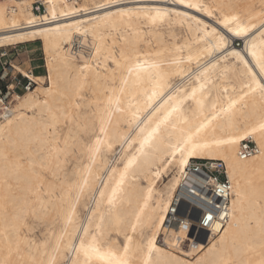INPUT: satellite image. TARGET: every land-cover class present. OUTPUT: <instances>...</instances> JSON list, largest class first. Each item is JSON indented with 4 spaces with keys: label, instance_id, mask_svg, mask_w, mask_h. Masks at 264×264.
I'll use <instances>...</instances> for the list:
<instances>
[{
    "label": "bare ground",
    "instance_id": "1",
    "mask_svg": "<svg viewBox=\"0 0 264 264\" xmlns=\"http://www.w3.org/2000/svg\"><path fill=\"white\" fill-rule=\"evenodd\" d=\"M44 2L35 15L32 0L0 1V49L40 41L47 73L13 66L36 87L13 96L15 106L0 102V264H264V0ZM246 140L257 153L242 159ZM115 148L120 161L102 162ZM71 153L81 161L69 177L61 168ZM193 160L225 164L230 213L203 247L184 251L185 232L164 225ZM27 215L58 229L31 243ZM81 241L104 258L76 251Z\"/></svg>",
    "mask_w": 264,
    "mask_h": 264
},
{
    "label": "built area",
    "instance_id": "2",
    "mask_svg": "<svg viewBox=\"0 0 264 264\" xmlns=\"http://www.w3.org/2000/svg\"><path fill=\"white\" fill-rule=\"evenodd\" d=\"M31 11L35 15L44 14V0H32ZM26 80L22 87L29 90L33 83L27 77ZM256 153L257 147L251 140L242 142L239 151L242 159ZM230 197V180L225 164L215 160H193L172 198L165 230L177 226L185 232L188 246L203 247L209 236L217 234L229 220ZM209 216L211 220L207 219Z\"/></svg>",
    "mask_w": 264,
    "mask_h": 264
},
{
    "label": "rangeland",
    "instance_id": "3",
    "mask_svg": "<svg viewBox=\"0 0 264 264\" xmlns=\"http://www.w3.org/2000/svg\"><path fill=\"white\" fill-rule=\"evenodd\" d=\"M161 31L163 32L164 38L169 39L167 35L169 31L168 27L162 28ZM174 36L178 41H180L184 37V33L179 28H176L174 29ZM234 46L238 49L242 48V40L240 39L236 40L234 43ZM13 66H18L21 69L25 70L27 73H30L35 76H46L47 73H46V68H45V57L42 51L41 42L36 41L33 44L26 43L23 45L9 46V47H4L0 49V102H2V104L5 106H9L11 104V100L13 99L12 98L13 96H16V95L23 96L27 92V90H24V88L22 87V85H25L27 82L26 78L23 77L22 74L17 72L13 68ZM35 87L36 85L33 84L31 89ZM209 91L214 98H218L220 96L219 91L215 85L210 87ZM79 102L81 103L79 114L81 117H83L84 115H87L89 111L86 105V96L80 98ZM16 104L17 102L13 101V103L11 104V107L15 106ZM190 109H191V105L188 104L184 108V111H183L184 114H187ZM54 112H56V110H54ZM65 125H63L62 123L61 124L57 123L56 128L59 131L62 127H65ZM66 126H67V132L70 137H77L79 135L77 131L74 129L73 125H71L70 123H67ZM59 133L62 134L61 131ZM86 136L87 137H85V135H82V138L84 139V141H86L89 137L88 135ZM116 151L118 152V148L117 149L115 148L114 150L110 152L104 151L100 154V159L102 160V162H106L111 159L114 160L115 158V160L117 159L116 162L118 163L120 161V157L118 158V156L116 155L117 154ZM67 159H68L67 162L69 164L65 162L61 170H63L64 172H67L70 177L71 172L73 171L72 167L78 164L81 161V158L79 154L77 155L75 153L74 154L71 153V154H68ZM36 170H38L39 172L41 171L40 172L41 175H43L47 179H50L49 174L42 168H37ZM173 174H174L173 169L171 171L167 170L166 173L162 176L163 178H160L157 180L156 182L157 188L161 189V191H164L163 186L172 180ZM133 180H135V182L137 183L144 184V182L140 180L139 178L137 179V177H134ZM49 199L50 197H48V195L45 194V196L43 197V202H47ZM86 203H87V199H84L79 202L78 215L80 217H83L85 213L84 206ZM40 209L42 211H47L48 204L45 203L43 207L40 206ZM26 217H25V222L28 228L30 227L32 230L29 228V231L30 230L31 231L30 232L28 231V233H25V234L31 243H35V244L40 243V240L43 241L49 237L51 231H56L58 229V224L54 220L51 222L48 221L47 223V221L45 222L44 220L42 221L41 219L38 220V218L36 217L32 218V215H27ZM106 222L107 223L112 222V219L110 216L107 217ZM46 225L52 228H49ZM48 231L50 232L48 233ZM110 233H109V236L112 237L114 234L113 231H111ZM115 237H117L118 242H121V237L116 236V232H115ZM158 240L160 241V238ZM160 242L162 243V240ZM184 244L185 245L182 246V250L188 251L187 246L189 243L186 241L184 242Z\"/></svg>",
    "mask_w": 264,
    "mask_h": 264
},
{
    "label": "snow or ice",
    "instance_id": "4",
    "mask_svg": "<svg viewBox=\"0 0 264 264\" xmlns=\"http://www.w3.org/2000/svg\"><path fill=\"white\" fill-rule=\"evenodd\" d=\"M189 6H192V5H189ZM235 19H236V17H233L232 20H226V21H225V24L227 25V24L231 23V22H232L233 20H235ZM245 31H246V29L239 28V26H238V30L236 31L235 34H236V35H242ZM253 55L255 56V53H253ZM257 63L260 64L261 71L264 72V57L258 59ZM150 135H151V134H150ZM146 142H147V141H146ZM194 147H196V146H194ZM192 154H194V151L189 153V155H192ZM130 163H131V162H130ZM183 163H187V161L184 160ZM110 202H111V201H110ZM207 219H208V220H211L212 217L209 216ZM85 231H86V230H85ZM80 250H83L84 255H85L86 257H89L90 253H94V254H96V255H97L98 257H100V258H104V257L101 255L100 250H99L97 247H95L94 244L85 245L84 242L81 241V247H80V249H77L76 251H80ZM118 264H127V262H126V261H120V262H118Z\"/></svg>",
    "mask_w": 264,
    "mask_h": 264
},
{
    "label": "crops",
    "instance_id": "5",
    "mask_svg": "<svg viewBox=\"0 0 264 264\" xmlns=\"http://www.w3.org/2000/svg\"><path fill=\"white\" fill-rule=\"evenodd\" d=\"M33 44V43H32ZM25 71V70H24Z\"/></svg>",
    "mask_w": 264,
    "mask_h": 264
}]
</instances>
